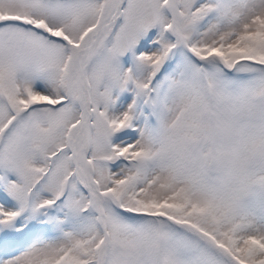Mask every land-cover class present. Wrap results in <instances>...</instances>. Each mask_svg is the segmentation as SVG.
<instances>
[{
    "label": "snow or ice",
    "instance_id": "6c2138e0",
    "mask_svg": "<svg viewBox=\"0 0 264 264\" xmlns=\"http://www.w3.org/2000/svg\"><path fill=\"white\" fill-rule=\"evenodd\" d=\"M0 264H264V0H0Z\"/></svg>",
    "mask_w": 264,
    "mask_h": 264
}]
</instances>
